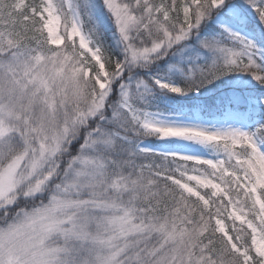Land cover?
I'll return each instance as SVG.
<instances>
[{"label": "snow or ice", "instance_id": "6c2138e0", "mask_svg": "<svg viewBox=\"0 0 264 264\" xmlns=\"http://www.w3.org/2000/svg\"><path fill=\"white\" fill-rule=\"evenodd\" d=\"M0 264H264V0H0Z\"/></svg>", "mask_w": 264, "mask_h": 264}]
</instances>
